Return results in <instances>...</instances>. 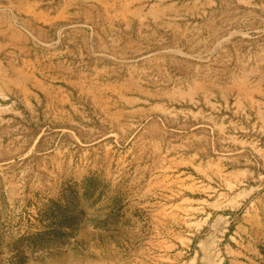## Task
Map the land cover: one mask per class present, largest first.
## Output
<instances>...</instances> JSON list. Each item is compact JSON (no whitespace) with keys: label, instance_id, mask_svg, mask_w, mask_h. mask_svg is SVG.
Returning a JSON list of instances; mask_svg holds the SVG:
<instances>
[{"label":"rangeland","instance_id":"374dc122","mask_svg":"<svg viewBox=\"0 0 264 264\" xmlns=\"http://www.w3.org/2000/svg\"><path fill=\"white\" fill-rule=\"evenodd\" d=\"M0 264H264V0H0Z\"/></svg>","mask_w":264,"mask_h":264}]
</instances>
